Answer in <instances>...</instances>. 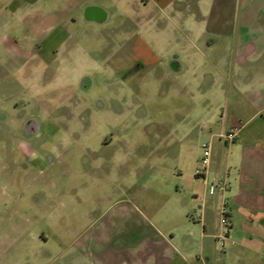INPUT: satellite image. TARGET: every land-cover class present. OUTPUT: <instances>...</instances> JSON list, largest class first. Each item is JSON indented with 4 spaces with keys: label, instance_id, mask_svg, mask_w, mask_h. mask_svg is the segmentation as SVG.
<instances>
[{
    "label": "rangeland",
    "instance_id": "obj_1",
    "mask_svg": "<svg viewBox=\"0 0 264 264\" xmlns=\"http://www.w3.org/2000/svg\"><path fill=\"white\" fill-rule=\"evenodd\" d=\"M13 1L0 0V264H248L237 237L202 248L193 195L211 143L209 184L228 183L204 202L211 225L225 202L241 229L264 201V0H227L261 11L237 44L254 52L231 62L207 44L221 0ZM87 3L109 19L85 21ZM28 117L40 139L20 135Z\"/></svg>",
    "mask_w": 264,
    "mask_h": 264
},
{
    "label": "crops",
    "instance_id": "obj_2",
    "mask_svg": "<svg viewBox=\"0 0 264 264\" xmlns=\"http://www.w3.org/2000/svg\"><path fill=\"white\" fill-rule=\"evenodd\" d=\"M40 1L41 0H14L12 6L13 8H24V6H30L33 8ZM84 1L85 0H67L60 5H54V8H76L80 4H82V2ZM150 1L156 8H162V7L172 8V6L174 7V2H177V7H180L183 5V1L181 0H150ZM85 5H88V3ZM230 6L231 4L227 0H221V3L219 4V7H218L219 10L218 12L216 11L217 15L215 16L214 20L210 22L212 23V27H215V28H213L214 30L212 29V32L209 35L213 34V36H216L215 37L216 40L213 43H207L208 50L210 53L212 54L214 53L215 58L221 62L227 61V60H230V62L236 61L240 58L243 60H246L247 58H249V56H251L249 54H251L250 52H254L255 45L253 46L250 52H248L247 54H244L242 51L239 50L237 44L239 43V41H241L242 30L250 28V26L254 24L255 21H258L259 15L261 12L260 9H257V8H253V9L252 8H241L243 5L239 6V8H230ZM236 16L238 18L237 20L235 19ZM251 16L253 18H250ZM256 27L258 26L256 25ZM262 51L264 52V48L262 49ZM261 86L264 88V77L262 79ZM256 115L254 114L252 118ZM236 127H237L236 125H232L231 129L234 130ZM241 129H243V126L240 127L239 131H242ZM214 137L215 135L212 138ZM210 173L211 172L209 170L207 180H209L210 178ZM201 180L204 186L203 194L201 197H199L197 194L196 195L194 194L193 204H194V207L200 204L201 201L203 204L201 208V211L203 213V221L202 222L197 221V223H199L200 225L199 226L200 227L199 236H200V241L202 242L201 246L204 249L206 246V243H210L211 240H213L214 243H217L216 235L218 234L219 229L216 230L213 227V225H211L210 216L207 214L206 209H204L205 208L204 202L209 197V194L207 192L208 183L205 182L203 178ZM219 191L220 190H218L217 192ZM220 192L223 197L222 191ZM225 195L226 193L224 194V198H225ZM255 208L256 209L254 210V214L249 210L245 211L246 222L242 225L243 227L241 229H236L234 231V224L232 222L231 229H230V237L232 239L234 237H237L240 239L241 243L239 245V254L243 256L244 255L248 256V261H250L248 264H264V201H263V198L259 201V204L257 205V207L255 206ZM230 216H231V211H230ZM216 218H217L218 226H219L218 216ZM174 231L175 230L172 228L169 232L172 233ZM255 255H257L258 258L261 257L260 258L261 262H259L258 258L251 260V258L253 256L255 257ZM167 259H168V256H166V254L161 252L159 255L155 254L153 255V257L149 258V261L146 264H162L160 263L161 260L167 261ZM221 262H223V264H226V261H221ZM211 264H218V262L216 260V262L214 261Z\"/></svg>",
    "mask_w": 264,
    "mask_h": 264
},
{
    "label": "built area",
    "instance_id": "obj_3",
    "mask_svg": "<svg viewBox=\"0 0 264 264\" xmlns=\"http://www.w3.org/2000/svg\"><path fill=\"white\" fill-rule=\"evenodd\" d=\"M239 130L240 128L236 127L233 131H230L229 133L222 135V137L228 140H234ZM203 148L205 149L204 158L202 159V164H201L203 169L202 170L197 169L195 172V175L197 177L203 178V180L208 183V189H207L208 194L214 195L218 190H220L222 191L223 198H224V194L226 193L228 189V183L225 180L223 182H218V183L213 182L209 184V181L207 180V176H208V166L210 162L211 143H207L203 145ZM218 218H219V232L216 235L217 242L223 248L226 246V243L228 241L229 243H231V245H234L235 241L230 237V229L232 225V221L230 218V210L227 208V205L225 204V202L222 205ZM192 219H195V218L192 217ZM196 220L198 222L203 221L202 212L197 215Z\"/></svg>",
    "mask_w": 264,
    "mask_h": 264
},
{
    "label": "water",
    "instance_id": "obj_4",
    "mask_svg": "<svg viewBox=\"0 0 264 264\" xmlns=\"http://www.w3.org/2000/svg\"><path fill=\"white\" fill-rule=\"evenodd\" d=\"M94 13H100L103 15V20H98L95 16H93ZM110 13L105 10L103 7L93 4L85 5L83 17L84 20L87 22H95L98 24H103L109 19ZM169 68L174 73H180L184 70V66L177 60H171L169 62ZM40 123L36 118H30L26 121L24 128H23V135L26 138H29L30 136L25 135H35L39 130Z\"/></svg>",
    "mask_w": 264,
    "mask_h": 264
},
{
    "label": "flooded vegetation",
    "instance_id": "obj_5",
    "mask_svg": "<svg viewBox=\"0 0 264 264\" xmlns=\"http://www.w3.org/2000/svg\"><path fill=\"white\" fill-rule=\"evenodd\" d=\"M93 16H95L98 20H103V15L102 14H100V13H94L93 14ZM95 23V22H94ZM98 24V23H97ZM0 117H1V119H5L6 118V116L5 115H3V114H0ZM28 119H30V117H28V118H26L23 122H22V124H21V132H20V135H23V128H24V125H25V123H26V121L28 120ZM40 131H41V128H40V126H39V130H38V132L35 134V135H25V136H30L29 138H34L35 140H36V138H39L40 139V137H41V133H40ZM25 142V141H24ZM27 143V142H26ZM42 145V144H41ZM40 147H42V146H40ZM31 152L32 151H34L33 149H29ZM36 152V151H35Z\"/></svg>",
    "mask_w": 264,
    "mask_h": 264
}]
</instances>
